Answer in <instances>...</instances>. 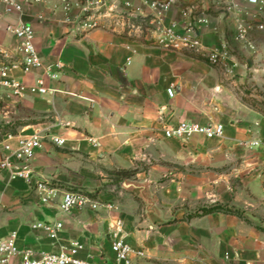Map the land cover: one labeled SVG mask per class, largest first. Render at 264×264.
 I'll list each match as a JSON object with an SVG mask.
<instances>
[{"label":"crops","instance_id":"crops-1","mask_svg":"<svg viewBox=\"0 0 264 264\" xmlns=\"http://www.w3.org/2000/svg\"><path fill=\"white\" fill-rule=\"evenodd\" d=\"M25 10L23 17L0 15V52L19 57V41L6 29L23 21L34 27L36 46L46 63L61 61L64 69L57 80H47L52 90L48 95L0 100L14 114H29L18 123L16 134L0 133V160L5 144L16 149L20 138L39 134L43 141L32 160L35 175L61 190L90 193L115 210L64 214L60 197L43 205L26 181H12L1 173L0 237L17 231L21 248L48 252L80 244L81 258L110 264L114 260L110 226L120 221L126 241L148 255L136 264H264L260 229L223 213L188 219L210 204L243 206L239 200L247 189L264 198L261 148L239 152L242 164L234 170L243 186L237 199L230 177L215 182L210 169L192 165L200 158L206 163L213 158L207 147L214 143H221V152L232 159L235 152L230 149L237 144L264 141V118L242 104L231 89L246 72L240 58L236 56L233 74L227 75L204 60L161 49L119 29L77 36L70 26L56 21L51 8ZM37 14L47 20L39 22ZM214 17L203 33L207 49L219 47L234 32L230 20L219 13ZM42 75L36 71L23 80L32 84ZM183 121L222 124L225 133L221 138L195 136L187 141L163 136L162 127ZM52 137L66 144L58 146ZM128 172L140 192L122 187L116 191L118 184L109 175ZM37 222L64 227L54 238L34 230Z\"/></svg>","mask_w":264,"mask_h":264},{"label":"built area","instance_id":"built-area-1","mask_svg":"<svg viewBox=\"0 0 264 264\" xmlns=\"http://www.w3.org/2000/svg\"><path fill=\"white\" fill-rule=\"evenodd\" d=\"M34 6L51 8L56 21L70 26L77 36L87 35L97 29H119L122 33L143 38L164 50L200 56L227 75L233 74V61L236 59L233 52L255 53L254 36L264 31V0H0V15L16 14L23 17L26 15L25 7ZM214 13L230 20L234 32L231 39L224 40L219 47L207 49L203 44V33L211 27ZM36 19L39 22L47 20L43 14H37ZM6 30L19 41V57L0 52V100L6 102L50 94L52 90L47 80H57L64 64L61 61L46 63L36 46V32L31 24L21 21L18 25H9ZM36 71H42L43 75L34 83L23 80ZM169 95L173 97V88L169 90ZM161 132L167 139L182 141L195 136L215 139L224 136L225 127L218 123L201 125L183 121L175 126L166 125ZM42 141L43 137L35 134L20 138L16 149L5 144L0 174L6 173L12 181H26L43 205H49L60 197V210L64 214L86 209L115 210L113 204H102L90 193L61 190L50 181L37 177L32 160L42 148ZM51 142L58 146L66 144L59 137H52ZM241 144L264 151V141L261 140ZM63 227V223L53 222L32 225L34 230L43 231L54 238ZM110 228L114 253V260L110 264H136V261L148 258L144 250L134 249L126 241L122 222L117 221ZM83 249L80 244L63 246L59 252L21 248L18 232L14 231L6 237H0V264H102L91 256L81 258Z\"/></svg>","mask_w":264,"mask_h":264},{"label":"rangeland","instance_id":"rangeland-1","mask_svg":"<svg viewBox=\"0 0 264 264\" xmlns=\"http://www.w3.org/2000/svg\"><path fill=\"white\" fill-rule=\"evenodd\" d=\"M213 15H215V13ZM254 38L256 44L255 53L233 52L237 58H240L241 64L246 67V72L242 77L243 80L236 85H233L231 89L242 104L259 113L264 118V31L257 33ZM7 115L8 117H6ZM26 116H29L27 112L16 111V114H14L11 109H4L3 105H0V133L4 131L1 126L6 125L7 121H11V123H15L16 125L18 123H23L24 119L22 118ZM207 148L210 151L212 150V153H214L215 156L209 159L207 163L204 158H200L197 163H193L192 165H195L198 168L210 169L215 177V182L221 180V177H230L234 195L236 199L239 198V195L242 194L241 188L243 184L242 179L234 169H237V167L242 164L243 158H239V152L244 151L249 147L243 146L240 143L231 148L230 150L235 152L234 158L232 159L228 158L226 154L221 152L223 148L221 143H214ZM201 172L202 170L199 171V175ZM130 174L131 173L128 172L120 175H109V177L118 184L117 192L121 190V187L123 190H126L121 183L132 180V175ZM244 197L245 198L241 197L239 200L242 202L243 206H235L233 208L244 213V217L249 221V223L247 222L248 224L258 229H264V198L260 199L256 197L249 189H247L246 196ZM250 201L251 204H248ZM216 204L219 203L210 204L208 207Z\"/></svg>","mask_w":264,"mask_h":264},{"label":"trees","instance_id":"trees-1","mask_svg":"<svg viewBox=\"0 0 264 264\" xmlns=\"http://www.w3.org/2000/svg\"><path fill=\"white\" fill-rule=\"evenodd\" d=\"M191 56L198 58L200 60H204L208 63V61L206 59H204L200 56H196V55H191ZM18 126H19L18 124L1 126V128H3V130H4V131H2V133L5 135H8V134L14 135L17 133L16 128ZM214 213H223V214H227V215L236 216V217H238V218L249 223V221L244 217L243 212H241L240 210L235 209L233 207H230L229 205H222V204H216V205H213L210 207L200 208L195 213L190 214L188 216V219L201 218V217L208 216V215H211ZM260 230L264 232V229H260Z\"/></svg>","mask_w":264,"mask_h":264},{"label":"water","instance_id":"water-1","mask_svg":"<svg viewBox=\"0 0 264 264\" xmlns=\"http://www.w3.org/2000/svg\"><path fill=\"white\" fill-rule=\"evenodd\" d=\"M126 190H135V191H138L140 192L141 191V188L140 187H136L135 184H133L131 181H126L123 183L122 185Z\"/></svg>","mask_w":264,"mask_h":264}]
</instances>
